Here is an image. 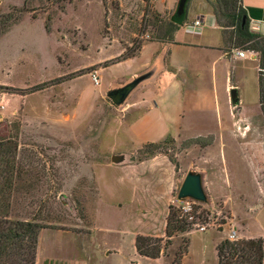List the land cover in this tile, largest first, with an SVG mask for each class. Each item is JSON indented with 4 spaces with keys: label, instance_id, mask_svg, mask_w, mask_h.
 Returning <instances> with one entry per match:
<instances>
[{
    "label": "rangeland",
    "instance_id": "1",
    "mask_svg": "<svg viewBox=\"0 0 264 264\" xmlns=\"http://www.w3.org/2000/svg\"><path fill=\"white\" fill-rule=\"evenodd\" d=\"M119 1L0 0V139L17 145L23 170L10 216L76 235L59 239L63 248L44 240L47 264H177L183 239L181 264H216V246L231 230L237 240L264 234L257 63L250 56L228 67L238 85L233 106L215 53L175 48L180 67L170 72V57L163 63L152 5L171 9L158 17L167 22L178 0ZM8 13L15 17L4 25ZM149 65L160 73L147 104L140 85L114 105L107 93ZM146 107L153 113L143 116ZM191 171L201 175L203 202L178 200ZM187 201L189 231L158 258L138 255L135 238L165 240L169 207L181 217Z\"/></svg>",
    "mask_w": 264,
    "mask_h": 264
},
{
    "label": "trees",
    "instance_id": "2",
    "mask_svg": "<svg viewBox=\"0 0 264 264\" xmlns=\"http://www.w3.org/2000/svg\"><path fill=\"white\" fill-rule=\"evenodd\" d=\"M188 0H178L184 7ZM211 13L216 19L231 48L254 51L257 57L259 104L264 116V36L250 29L251 13L241 6V0H211L208 2ZM23 8L21 11H23ZM16 10V8H15ZM20 11V10H19ZM154 25L157 26L156 41L174 43V35L184 23L177 24L174 16L167 21H159V14L152 12ZM15 16L5 15L4 25ZM119 61V60H118ZM153 145V144H149ZM17 145L9 139H0V264H35L38 239L41 230L48 228L35 219L20 220L10 216L11 199L22 178L23 170L17 164ZM190 223L172 207L166 221V239H152L144 236L135 238L138 255L150 259L158 258L176 235L189 231ZM189 240H182L176 253V263L181 264L187 253ZM216 264H263L264 238H249L231 241L222 239L216 246Z\"/></svg>",
    "mask_w": 264,
    "mask_h": 264
},
{
    "label": "crops",
    "instance_id": "3",
    "mask_svg": "<svg viewBox=\"0 0 264 264\" xmlns=\"http://www.w3.org/2000/svg\"><path fill=\"white\" fill-rule=\"evenodd\" d=\"M119 1V0H118ZM120 2V1H119ZM153 2V1H152ZM121 5V3H120ZM241 6L246 10L249 11V13H251V17L250 19L253 20H258V21H264V0H241ZM153 7V11L157 14H164L166 11H171V9H167L165 10L163 13L157 11V9L154 7V5H152ZM192 13L193 14V18L191 19V22L196 19V18H200L202 21V30L201 33L198 35L195 34H189L186 32V30L184 29V33L185 34H179V32L177 31L174 35V43L169 44V43H161V42H155L158 44H163L164 45V49L165 54L162 56V61L163 63L166 62L165 60L169 58V63H167V67H170V69H168L170 72L173 71V69H176V67H180L178 65H176L175 63L176 60L174 61L173 59V50L175 48H181L183 49V51L191 54L195 55H199L200 53H215V61L217 62H221L224 61L223 63V67L221 68V70H225L224 71V75L226 77V88L227 90H231V88L233 86H238L237 85V79L233 77V73L230 72L229 73V69H234L235 67L233 65H235V63H238L239 61H243L245 59H247L248 57H250L248 55V57L246 58H239L237 57L233 52H232V48L229 51V44L228 41L226 40V37L224 36V34L222 33L221 29L217 26L216 24V19L214 17V15L211 13L209 5L207 0H203V2H200L197 4V6L195 8H193L192 6H188L187 8L184 7V17H189L188 15ZM186 21H190L189 19H185ZM186 35V36H184ZM154 43V42H153ZM145 44V43H144ZM144 44L142 45V47L140 48V50L143 48ZM140 50L138 51V53L133 57H136L139 53ZM121 53V52H120ZM119 55V53L117 54ZM161 55V54H160ZM158 56V55H157ZM156 56V57H157ZM131 58H127L126 60H129ZM252 59H254V61L257 63V57L254 56ZM120 63V62H119ZM166 68V66H165ZM167 71V70H165ZM160 72L156 71V68L152 67L151 65H149L148 67H145L142 71V73L139 74H134L132 76V78L137 77L138 75L142 74H148V78L144 79L142 82H140L136 88L140 87V85H142V87H144L143 89L145 90V98H144V103L147 104V100L150 97V86L153 85V83L157 80L158 76H159ZM228 74V77H227ZM146 112L144 113L143 116H147L151 113H153L151 111L150 107H146ZM163 138V137H162ZM54 234V235H51ZM76 236L73 233H69V232H65L62 230H41L40 234H39V239H38V246H37V251H36V261L35 264H47V262H50V257L52 258L51 255V251L47 250V239H51V237H53V239H57L54 243V247L57 246H61L63 248L62 244H59L57 241L59 239H62L63 237L65 238H70V237H74ZM263 238H264V234H262ZM44 240H46V245L44 244ZM52 240V239H51ZM53 246V243L51 244ZM50 251V252H49ZM62 262V261H61ZM76 264H86V262H77ZM264 264V261H263Z\"/></svg>",
    "mask_w": 264,
    "mask_h": 264
},
{
    "label": "water",
    "instance_id": "4",
    "mask_svg": "<svg viewBox=\"0 0 264 264\" xmlns=\"http://www.w3.org/2000/svg\"><path fill=\"white\" fill-rule=\"evenodd\" d=\"M184 16V5L180 4L177 7V10L174 14V19L177 24L182 22V18ZM148 74H144L133 79L128 84L110 90L107 93L108 98L113 102L114 105L119 106L121 105L127 96L136 88V86L142 82L144 79L148 78ZM230 102L233 106L239 104L238 93L235 88L230 90ZM186 198H191L195 201L203 202L206 200V195L203 191L202 184H201V175L197 172L191 171L189 172L180 188L178 193V200L183 201Z\"/></svg>",
    "mask_w": 264,
    "mask_h": 264
},
{
    "label": "built area",
    "instance_id": "5",
    "mask_svg": "<svg viewBox=\"0 0 264 264\" xmlns=\"http://www.w3.org/2000/svg\"><path fill=\"white\" fill-rule=\"evenodd\" d=\"M250 29L256 32H260L264 36V21H258V20H253L250 19ZM184 29L186 30L187 33L189 34H195L198 35L201 33L202 30V21L200 18L194 19L191 23L184 25ZM147 37V36H146ZM232 52L239 58H246L251 56L252 58L256 56V53L254 51H246L243 49L239 48H233ZM92 80L94 81L95 84L99 83V80L96 75L92 76ZM179 211L183 217L186 218L188 223L193 224V215H192V205L190 202H185L184 205L180 206ZM199 231H204L205 230V225H197ZM227 238L231 241H236L238 238L236 237V232L234 230H231L228 233Z\"/></svg>",
    "mask_w": 264,
    "mask_h": 264
}]
</instances>
